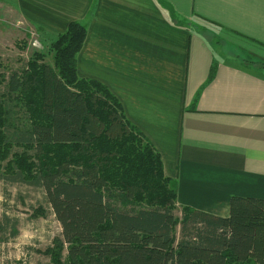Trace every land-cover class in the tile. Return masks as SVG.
<instances>
[{"label":"trees","instance_id":"trees-1","mask_svg":"<svg viewBox=\"0 0 264 264\" xmlns=\"http://www.w3.org/2000/svg\"><path fill=\"white\" fill-rule=\"evenodd\" d=\"M86 34L69 21L53 64L41 51L0 62V179L40 188L61 227L50 264H264V199L232 195L227 216L178 205L176 179L117 97L78 76Z\"/></svg>","mask_w":264,"mask_h":264},{"label":"crops","instance_id":"crops-1","mask_svg":"<svg viewBox=\"0 0 264 264\" xmlns=\"http://www.w3.org/2000/svg\"><path fill=\"white\" fill-rule=\"evenodd\" d=\"M14 1L44 37L87 23L77 74L117 97L178 205L227 216L232 195L264 199V0Z\"/></svg>","mask_w":264,"mask_h":264},{"label":"rangeland","instance_id":"rangeland-1","mask_svg":"<svg viewBox=\"0 0 264 264\" xmlns=\"http://www.w3.org/2000/svg\"><path fill=\"white\" fill-rule=\"evenodd\" d=\"M38 31L21 19L14 0H0L1 63L18 68L34 51H41L45 61L53 64L50 43L57 35L44 37ZM208 38L212 45L221 43L229 53L231 45L224 36ZM40 207L43 214L35 212ZM60 231V223L44 203L39 187L0 179V264H50L43 251Z\"/></svg>","mask_w":264,"mask_h":264}]
</instances>
